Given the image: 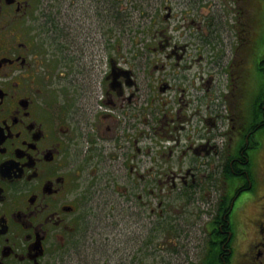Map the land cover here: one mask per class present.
Wrapping results in <instances>:
<instances>
[{"label":"flooded vegetation","instance_id":"obj_1","mask_svg":"<svg viewBox=\"0 0 264 264\" xmlns=\"http://www.w3.org/2000/svg\"><path fill=\"white\" fill-rule=\"evenodd\" d=\"M166 231L173 261L264 264V0H0V264Z\"/></svg>","mask_w":264,"mask_h":264},{"label":"rangeland","instance_id":"obj_2","mask_svg":"<svg viewBox=\"0 0 264 264\" xmlns=\"http://www.w3.org/2000/svg\"><path fill=\"white\" fill-rule=\"evenodd\" d=\"M260 40H262L261 37ZM119 223H122V218H120ZM165 233H166V238L163 240V244L161 246H156V247L148 246L145 255H141L144 258H142L140 262H138L137 260V258L139 257V246L130 245L131 246L130 251L133 253H131V262H129V264H191L190 263L191 261H189L190 259L187 260L184 259L182 261H176V260L173 261V258L171 256L175 255L176 249L172 245H170L171 242L169 239L170 236L172 235V232L166 231ZM118 237L119 235L115 236V239L113 238L110 244L108 245V249H113L114 263H118L117 259L119 258L117 257L124 255V251L126 250V248L128 250V246H129L124 241L125 238L122 234L120 235V238ZM103 248L104 246H99V251H101ZM162 254H163V258L159 257ZM98 255L101 254L98 252ZM156 255L158 257H156ZM158 258H159V262H155V260L156 259L158 260ZM125 264H128V262H125Z\"/></svg>","mask_w":264,"mask_h":264}]
</instances>
